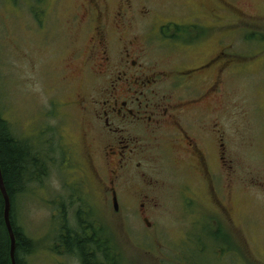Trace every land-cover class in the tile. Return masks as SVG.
<instances>
[{
  "label": "flooded vegetation",
  "instance_id": "obj_1",
  "mask_svg": "<svg viewBox=\"0 0 264 264\" xmlns=\"http://www.w3.org/2000/svg\"><path fill=\"white\" fill-rule=\"evenodd\" d=\"M152 1L145 0L144 11L134 7L135 0H80L76 7H62L61 1L46 26L44 15H38L43 30L50 26L45 45L55 55L49 71L51 110L43 113L49 132L44 123L41 134L43 140L52 136L50 164L61 156L62 177L67 175L55 196L66 204H58L55 213H69L68 202L70 209L82 203L76 213H155L169 183L156 174L153 157L172 162L171 156L176 160L171 185L178 187L173 200L230 213L225 202L232 193L233 161L220 138L213 103L233 60L224 51L212 56L198 51L195 60L184 57L180 65L159 69L151 56L162 48L157 34L169 42L175 33L172 48L184 54L203 38L200 31L212 35L220 14L240 23L259 16L250 18L234 0H204L200 11L183 0L190 19L177 22L155 13ZM201 11L215 22L208 24ZM62 13H70L68 22ZM163 83L169 85L163 95L153 92ZM70 230L64 225L63 236Z\"/></svg>",
  "mask_w": 264,
  "mask_h": 264
},
{
  "label": "rangeland",
  "instance_id": "obj_2",
  "mask_svg": "<svg viewBox=\"0 0 264 264\" xmlns=\"http://www.w3.org/2000/svg\"><path fill=\"white\" fill-rule=\"evenodd\" d=\"M61 1L62 7H76L80 0H0V109L15 135L41 152L50 151L52 138L48 134L43 140L41 129L47 123L45 131L49 132L50 122L43 123V113L51 110L49 71L55 56L45 45L50 26L43 29L50 22L51 9ZM190 1L200 11L204 0ZM234 1L250 18L259 17L240 23L222 13L215 22L201 11L208 24L215 22L212 35L200 31L203 38L194 50L186 48L181 54L177 51L183 50L172 48L178 41L175 33V40L169 42L157 34L155 42L162 48L151 56L159 69L180 65L184 57L195 60L198 51L209 56L224 51L233 60L213 103L220 138L233 161L232 193L225 202L230 213H213L212 206L193 208L173 200L178 189L176 183L171 185L176 167L173 156L172 162L153 157L156 174L169 183L155 213H76L80 202L73 203L72 209L68 202L69 213H55L58 204H66L63 198L58 203L55 200L67 178L65 173L62 177L59 155L60 160L48 163L47 174L40 182H32L22 198L18 222L35 247L31 255L24 256L23 264H81L61 243L64 225L71 230L81 225L92 228L87 230L89 236L109 243L112 264H264V0ZM145 6V0H135L138 11ZM152 7L168 20L190 19L183 0H155ZM39 13L44 15V28L37 22ZM70 13H62V21L68 22ZM168 89L163 83L153 92L163 95ZM214 164L219 172L217 158ZM225 183L223 178L220 184ZM95 226L104 234L94 231ZM225 233L231 238L228 242Z\"/></svg>",
  "mask_w": 264,
  "mask_h": 264
},
{
  "label": "trees",
  "instance_id": "obj_3",
  "mask_svg": "<svg viewBox=\"0 0 264 264\" xmlns=\"http://www.w3.org/2000/svg\"><path fill=\"white\" fill-rule=\"evenodd\" d=\"M37 147L15 135L0 109V165L11 199V223L17 239V264H23L24 256L31 255L35 249L34 241L26 235L18 222L22 198L32 182H40L47 174L45 170L50 163L49 152H41ZM4 214L5 202L0 190V264H11L10 238ZM102 234L103 229L100 236ZM225 235V242H228L231 238L227 233ZM60 240L69 254L79 257L81 264H112L108 253L111 251L109 243H102L97 235L89 236L83 225L79 229L70 230L66 237L62 235ZM112 262L114 263L113 260Z\"/></svg>",
  "mask_w": 264,
  "mask_h": 264
},
{
  "label": "water",
  "instance_id": "obj_4",
  "mask_svg": "<svg viewBox=\"0 0 264 264\" xmlns=\"http://www.w3.org/2000/svg\"><path fill=\"white\" fill-rule=\"evenodd\" d=\"M0 190L5 202L4 217H5L6 228L10 238V260H11V264H17V260H16L17 239L11 223V199L5 185L1 165H0Z\"/></svg>",
  "mask_w": 264,
  "mask_h": 264
}]
</instances>
